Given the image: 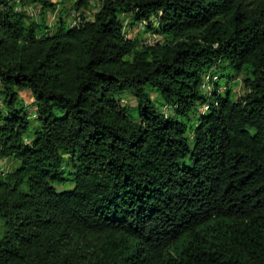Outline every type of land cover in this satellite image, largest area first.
Returning <instances> with one entry per match:
<instances>
[{
  "label": "trees",
  "instance_id": "trees-1",
  "mask_svg": "<svg viewBox=\"0 0 264 264\" xmlns=\"http://www.w3.org/2000/svg\"><path fill=\"white\" fill-rule=\"evenodd\" d=\"M89 7L0 0V264H264V0Z\"/></svg>",
  "mask_w": 264,
  "mask_h": 264
},
{
  "label": "rangeland",
  "instance_id": "rangeland-1",
  "mask_svg": "<svg viewBox=\"0 0 264 264\" xmlns=\"http://www.w3.org/2000/svg\"><path fill=\"white\" fill-rule=\"evenodd\" d=\"M52 2H54V7H49V6H43L40 1L36 0V1H32V0H14L16 7L17 8H23L25 9L27 12H29L30 14L32 13L34 16H36L37 18L44 17L45 21L47 22V24L49 25H53L54 22L59 18L62 17L65 19V21L68 23H70L72 21V19H75V15L77 14L76 11H73L72 9V4L74 0H50ZM100 0H91V7L87 8V10L85 11V13L91 17L93 11L96 10V8L99 5ZM123 22H124V31L128 36H136L138 37L141 41H154L158 38H160V36L158 34L155 33H151L149 31H142V22H134L131 23V15H129L128 13H124L121 15ZM73 24V23H72ZM219 72L223 73L220 78H219V83L223 84L225 82V80L228 78L227 77V72L230 73V78L232 79V86L231 87V95L233 97L236 96V93L239 91L238 87L239 85H241V79L243 78L244 75V71H238L236 72L233 68L231 67H224V68H220ZM203 82L206 83V80L208 79V77H210L209 73L203 74ZM215 76H217V74H215ZM204 84V83H203ZM209 87H211V85H204V89L207 90L209 89ZM1 85H0V90H1ZM223 88V85H221V89ZM18 95H19V102L23 105L26 106L28 112H29V116L30 119L32 121V123L36 122V115L33 114L35 108V104H34V100H33V96L32 93L29 89H21L18 90ZM151 96L155 98V101L157 102L156 99V92L155 91H151ZM3 99V94L0 91V109L4 110V104L2 102ZM123 101L125 103H127V105H129L130 107V113L133 116H136L138 113V109L136 106V100L135 97L131 94H126L125 96H123ZM14 160L13 159H9V158H3L1 160V165L3 169L6 168H10L13 164ZM1 224V223H0Z\"/></svg>",
  "mask_w": 264,
  "mask_h": 264
},
{
  "label": "built area",
  "instance_id": "built-area-1",
  "mask_svg": "<svg viewBox=\"0 0 264 264\" xmlns=\"http://www.w3.org/2000/svg\"><path fill=\"white\" fill-rule=\"evenodd\" d=\"M76 20H77V18L72 19L71 23H72V22H76ZM207 107H208L207 103H204V104L202 105V108H203V109H206ZM33 114H35V112H33Z\"/></svg>",
  "mask_w": 264,
  "mask_h": 264
},
{
  "label": "bare ground",
  "instance_id": "bare-ground-1",
  "mask_svg": "<svg viewBox=\"0 0 264 264\" xmlns=\"http://www.w3.org/2000/svg\"><path fill=\"white\" fill-rule=\"evenodd\" d=\"M77 21V20H76ZM73 23V22H72Z\"/></svg>",
  "mask_w": 264,
  "mask_h": 264
}]
</instances>
